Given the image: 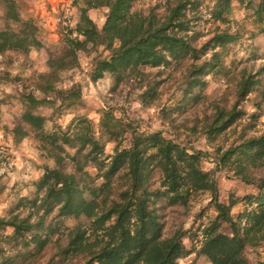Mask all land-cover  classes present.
Listing matches in <instances>:
<instances>
[{
    "label": "trees",
    "instance_id": "1",
    "mask_svg": "<svg viewBox=\"0 0 264 264\" xmlns=\"http://www.w3.org/2000/svg\"><path fill=\"white\" fill-rule=\"evenodd\" d=\"M56 4L0 0V129L31 137L42 169L0 215L10 228L0 264H177L193 251L208 264H264V124L248 133L264 112V0ZM43 49L39 69L32 53ZM74 68L110 84L96 121L80 113L63 125L87 96L82 77L62 83ZM122 99L153 106L167 126L141 129ZM223 178L246 190L223 192Z\"/></svg>",
    "mask_w": 264,
    "mask_h": 264
},
{
    "label": "rangeland",
    "instance_id": "2",
    "mask_svg": "<svg viewBox=\"0 0 264 264\" xmlns=\"http://www.w3.org/2000/svg\"><path fill=\"white\" fill-rule=\"evenodd\" d=\"M64 2V10L69 12L68 5L70 0H59ZM147 2L148 0H143ZM58 0H52V3L57 6ZM36 5L39 2L35 3ZM42 8V6L40 7ZM92 14L93 11L91 12ZM232 20L238 21L241 18V13L238 11V8H233L232 11ZM230 19V21H232ZM232 21V22H233ZM210 20L204 21V19L198 25L199 27L204 28L205 26L210 25ZM54 30H51L52 34H49V38L56 37L59 32L58 28L56 27L54 18H50V23ZM44 29V28H43ZM233 46V45H232ZM236 48V52L238 54V46H233ZM262 47L264 49V43H262ZM44 56H46V52L43 49L42 53H36L33 51L32 57L37 64L39 69L44 67ZM83 66H85V58H81ZM12 66V69L17 67L16 63ZM5 66L2 61V56L0 55V70ZM70 77L74 79L83 78V82L85 85V90L87 92V96L83 99L82 103L79 105L73 106L71 109L68 110L62 117L58 118V121L65 125V123L73 116L74 114L85 113L95 121L98 118V108L101 106L100 98L104 95L107 88L110 84V79L108 77H104L97 82L92 83L89 79L86 78V75L82 74L78 71V68L71 69L67 72L62 73V83L69 82ZM220 82H224V78L219 80ZM216 84V83H215ZM214 84V85H215ZM218 84V83H217ZM227 86L222 85L221 89H226ZM8 90L9 86L7 84H0V90ZM172 91L170 86L169 88H165L163 95L159 101V103L163 102L166 103L167 99L172 95ZM122 103L125 104L126 114L140 118V127L143 130H153L157 128H165V125L160 121V119L156 116L155 110L153 106L143 107L137 100L130 99L128 102H125L122 99ZM169 103V102H167ZM248 108L249 112L252 111L251 105L244 102ZM46 114H49L51 110L43 109ZM4 112L8 113V111ZM3 112V113H4ZM3 119L8 122H11L10 118H8L7 114H3ZM264 124V112L260 115H257L255 119H252V125L248 128L249 132H257L259 129L262 128ZM181 135L185 137V133L182 131ZM194 143L200 147H207L206 140L203 136L194 137ZM206 159H202V164L204 168L211 167V163L209 161H205ZM41 163V159L38 156V150L35 146V143L31 137H25L24 139L20 140L19 142L15 143L12 139L10 133L4 134V131L0 129V215L7 216L6 210H8L13 204L16 202L18 197L27 195L32 189V182L36 180L39 175L41 174L42 169L39 167ZM221 183L223 184V192L229 190V188H233L235 194L240 195L242 194L246 188L240 183L237 179H229L223 178L221 179ZM238 210V206L234 207V212ZM16 211V210H14ZM188 223H186L187 225ZM10 228L0 229V237L3 236L5 233H8ZM191 237V236H190ZM185 238V243L188 247H191L193 243L199 244L198 238ZM262 250V247L259 248ZM250 252V251H248ZM253 256V254L251 253ZM177 264H208L207 258L204 255H198L196 252H190L185 257L180 259Z\"/></svg>",
    "mask_w": 264,
    "mask_h": 264
},
{
    "label": "crops",
    "instance_id": "3",
    "mask_svg": "<svg viewBox=\"0 0 264 264\" xmlns=\"http://www.w3.org/2000/svg\"><path fill=\"white\" fill-rule=\"evenodd\" d=\"M58 2H59V0H58ZM58 2H57V3H58ZM205 161L207 162V160H205Z\"/></svg>",
    "mask_w": 264,
    "mask_h": 264
}]
</instances>
